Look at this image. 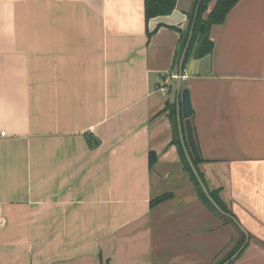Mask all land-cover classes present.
Instances as JSON below:
<instances>
[{
  "label": "crops",
  "instance_id": "1",
  "mask_svg": "<svg viewBox=\"0 0 264 264\" xmlns=\"http://www.w3.org/2000/svg\"><path fill=\"white\" fill-rule=\"evenodd\" d=\"M196 3L147 22L145 0H0V264H222L244 245L176 143ZM211 41L182 78L196 166L248 233L233 264H264V0Z\"/></svg>",
  "mask_w": 264,
  "mask_h": 264
},
{
  "label": "trees",
  "instance_id": "2",
  "mask_svg": "<svg viewBox=\"0 0 264 264\" xmlns=\"http://www.w3.org/2000/svg\"><path fill=\"white\" fill-rule=\"evenodd\" d=\"M212 1H216V5H215V8L211 12H209V6H210ZM240 1L241 0H204V2L201 4L200 9H199V13H198V17H197V21H196L195 29H194V35H193L191 46L189 48V51H188V54L186 57L185 65L192 56L196 59H202V58H204L208 55H211L213 53L214 44L211 41L212 28L214 26H219V25L224 24L229 13L235 8V6ZM198 2H199V0H197L196 6H197ZM176 4H177V0H145L146 21L149 22L151 19H154L157 17H164V16L171 15L176 8ZM194 14H195V11L190 16L188 30L182 39V43L180 45V49H179L178 55L176 57V64L179 63L182 51H183V49L186 45V42L188 40L189 32H190V29H191V26H192V23L194 20ZM148 36L151 39L152 34L149 33ZM176 137H177L176 143L179 146V150H180V153L183 157L186 168H187L188 172L191 174L194 181L196 182L198 190L201 192V195H202L204 201L207 203V205L212 210L217 211L214 208V206L209 202L207 197L204 195L200 185L198 184L194 174L192 173V171L189 167V164H188L187 159L185 157V153L183 151V148H182V145H181V142H180L178 135H176ZM155 162H156V156L153 154H150L149 167L153 168L155 165ZM195 164H196V162H195ZM210 194L213 197V199L216 201V203L222 208V210L224 212H226L225 208L215 198V195L213 193H210ZM169 197H170L169 195L162 196L161 198H158V199L152 201L151 205L155 206V205L159 204L160 202L167 200ZM240 248L241 247H239L236 250V252Z\"/></svg>",
  "mask_w": 264,
  "mask_h": 264
},
{
  "label": "water",
  "instance_id": "3",
  "mask_svg": "<svg viewBox=\"0 0 264 264\" xmlns=\"http://www.w3.org/2000/svg\"><path fill=\"white\" fill-rule=\"evenodd\" d=\"M203 2L204 0H199L196 6L194 20H193V23H192V26L189 32L188 40L183 49L180 63H179V77H178L179 78L178 79V92H179L178 96L179 97L178 98L179 100H181V114H179V117H178V124H179L178 130H179L181 145L185 153V157L204 195L207 197L209 202L214 206V208L219 213L231 218L246 235V242L244 243V245L229 260L223 263V264H232L236 259H238V257L245 250L247 243L249 241V236H248V233L239 225L238 221L232 215H229L226 212H224L222 208L216 203V201L211 196L208 188L206 187L202 177L200 176L198 172L195 162L200 161L201 155L198 149L197 141L194 135V128H193L192 121H191V118L194 114L192 98H191L190 90L188 88H182V78H183V73H184L186 57H187V54H188V51H189V48L191 46V42L193 39L194 29H195V24L197 21L199 9ZM182 121H185V125L183 124Z\"/></svg>",
  "mask_w": 264,
  "mask_h": 264
},
{
  "label": "built area",
  "instance_id": "4",
  "mask_svg": "<svg viewBox=\"0 0 264 264\" xmlns=\"http://www.w3.org/2000/svg\"><path fill=\"white\" fill-rule=\"evenodd\" d=\"M162 90H164V86H162ZM7 136V133L6 132H0V138H3V137H6ZM5 218H4V215L3 213L1 212L0 210V229H2L4 226H5Z\"/></svg>",
  "mask_w": 264,
  "mask_h": 264
},
{
  "label": "rangeland",
  "instance_id": "5",
  "mask_svg": "<svg viewBox=\"0 0 264 264\" xmlns=\"http://www.w3.org/2000/svg\"><path fill=\"white\" fill-rule=\"evenodd\" d=\"M225 263V262H224Z\"/></svg>",
  "mask_w": 264,
  "mask_h": 264
}]
</instances>
